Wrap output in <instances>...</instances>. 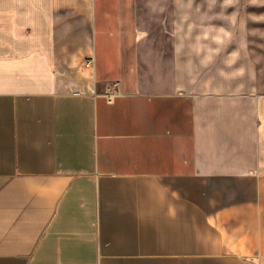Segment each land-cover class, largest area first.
<instances>
[{
  "label": "crops",
  "instance_id": "0c3cea01",
  "mask_svg": "<svg viewBox=\"0 0 264 264\" xmlns=\"http://www.w3.org/2000/svg\"><path fill=\"white\" fill-rule=\"evenodd\" d=\"M249 4L0 0V264H264Z\"/></svg>",
  "mask_w": 264,
  "mask_h": 264
},
{
  "label": "rangeland",
  "instance_id": "374dc122",
  "mask_svg": "<svg viewBox=\"0 0 264 264\" xmlns=\"http://www.w3.org/2000/svg\"><path fill=\"white\" fill-rule=\"evenodd\" d=\"M247 25L254 58L264 80V0H250Z\"/></svg>",
  "mask_w": 264,
  "mask_h": 264
},
{
  "label": "built area",
  "instance_id": "2783aa9c",
  "mask_svg": "<svg viewBox=\"0 0 264 264\" xmlns=\"http://www.w3.org/2000/svg\"><path fill=\"white\" fill-rule=\"evenodd\" d=\"M88 67H92V63L91 61L87 63ZM112 88H113V94H111L109 96V100H111L113 97L117 96L119 94V83H114L112 84Z\"/></svg>",
  "mask_w": 264,
  "mask_h": 264
}]
</instances>
